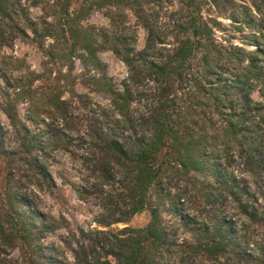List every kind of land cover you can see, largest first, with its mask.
<instances>
[{"label": "trees", "instance_id": "16d2710c", "mask_svg": "<svg viewBox=\"0 0 264 264\" xmlns=\"http://www.w3.org/2000/svg\"><path fill=\"white\" fill-rule=\"evenodd\" d=\"M93 10L107 26L82 25ZM16 40L45 62L26 89L0 68V264H264V0H0V54ZM105 50L126 69L118 84ZM53 64L66 67L56 86ZM81 77L105 103L75 92ZM72 142L75 193L99 209L76 230L40 195L49 154Z\"/></svg>", "mask_w": 264, "mask_h": 264}, {"label": "rangeland", "instance_id": "374dc122", "mask_svg": "<svg viewBox=\"0 0 264 264\" xmlns=\"http://www.w3.org/2000/svg\"><path fill=\"white\" fill-rule=\"evenodd\" d=\"M81 0H78L80 2ZM40 14V10L32 8L30 15L36 17ZM89 17L82 21V25H94L96 27L107 26V19L103 15L102 11H90ZM133 24V20L129 22ZM137 43L136 47L141 48L144 43V32L141 29L136 31ZM4 58H0V68L6 71L7 76L12 77L11 80L16 81L19 77H22L18 83L26 89L29 82L34 78V73L41 72L42 63L45 62L43 54L36 48L35 45H29L22 43L18 40L15 41L11 48H3L1 54ZM97 57L102 64H104L107 75L118 84L126 76V69L123 63L116 58L110 51H101L97 53ZM53 69L54 73L51 75L49 84L56 86L60 83L56 82L57 78H64L57 75L59 70L62 73L66 72V67L57 64L49 65ZM81 66L76 60L74 62V71L72 72L69 83L72 81L75 75L80 74ZM31 72V74H29ZM11 74V75H10ZM66 80V78H64ZM85 77L76 79L75 81V92L78 94H87L91 96L94 101L105 103L101 95L91 93L90 90L94 87L89 82V85L83 86L81 82L85 81ZM45 82L43 85H46ZM30 85V84H29ZM42 85L41 81H35L32 85L33 98L39 97L38 94L43 90L40 88ZM62 99L68 101V110L74 115V121L72 123L74 130L83 133L84 122L81 119V110L78 103L75 100H71L69 93H62ZM26 99L19 101L17 108L21 116H23L24 109L26 107ZM0 123L3 126L7 125V119L0 111ZM60 123V121H59ZM77 143L72 142L66 149H55L48 157V170L53 179V186L48 190L40 193L42 198V208L45 212L49 213L54 218H64L70 226L71 230H76L78 227L87 228L88 226H95L94 219L97 216L99 209L93 202H82L79 200L75 193V189L81 185V152L79 151ZM0 166V172H1ZM4 174V173H3ZM3 174L0 173V183L2 181ZM149 220L147 212H143L133 216L126 224L130 227H142ZM124 224H118L119 227ZM65 234V229L61 228L56 233L51 235V239L57 241L60 235ZM16 253L12 254L11 257H15Z\"/></svg>", "mask_w": 264, "mask_h": 264}]
</instances>
